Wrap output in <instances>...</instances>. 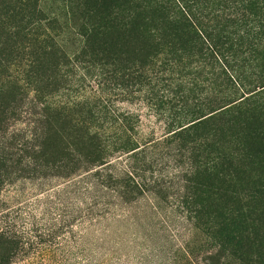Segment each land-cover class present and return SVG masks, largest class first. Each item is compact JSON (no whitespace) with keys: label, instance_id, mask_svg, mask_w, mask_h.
Returning <instances> with one entry per match:
<instances>
[{"label":"rangeland","instance_id":"obj_1","mask_svg":"<svg viewBox=\"0 0 264 264\" xmlns=\"http://www.w3.org/2000/svg\"><path fill=\"white\" fill-rule=\"evenodd\" d=\"M85 1L39 0L59 25L32 32L30 0H0V230L19 243L10 264H264V137L249 136L241 114L218 121L245 93L258 96L249 107L261 101L264 52L220 59L169 33L154 49L119 48L122 36L87 48L81 33L99 17ZM45 32L70 63L23 77L30 40Z\"/></svg>","mask_w":264,"mask_h":264},{"label":"trees","instance_id":"obj_2","mask_svg":"<svg viewBox=\"0 0 264 264\" xmlns=\"http://www.w3.org/2000/svg\"><path fill=\"white\" fill-rule=\"evenodd\" d=\"M38 3L39 0H30L27 9L29 18L26 19L32 27L31 31L55 29L59 24L45 16L38 8ZM82 8L85 12L99 17L89 21L86 24L87 29L83 28L81 33L87 48L107 50L122 36L127 41L117 43L119 48L146 46L154 49L157 35L169 33L171 36L191 37V46L206 49L210 53L215 51L220 59L221 49L230 53V56H236V52H241L244 56L254 46L264 52V0H86ZM218 19L223 23H216L208 28L206 25L207 30H204L207 21ZM40 35L42 36L30 40L33 46L32 51L28 53L27 68L23 70V77L40 80L43 78L44 65L53 59L70 63V59L60 50L50 34L45 32ZM216 56L213 58L216 59ZM216 60L218 62V59ZM262 61L264 62V58ZM223 67L228 69L226 64ZM224 74L227 75L226 72ZM230 81L232 82L229 79ZM240 88L242 89V86ZM257 98L256 94L251 96L245 93V96L232 101L219 112L218 121L227 126L241 114L244 124L252 127L248 135L264 137L262 128L259 127L260 120L264 117V92L260 96L261 101L255 103V107H249ZM203 122L191 126L192 131L203 125ZM183 131L182 134H187L188 127ZM180 135L177 133V136ZM234 137L238 139V135ZM69 138L73 142L78 140L74 135ZM101 138V135H96L91 140L96 139L97 143H100ZM227 164L234 168V164H230L228 160ZM207 170L209 172L208 168ZM134 189L138 188L135 186ZM16 242L14 237L0 230V250L6 249L7 254L10 252L7 255L9 258L0 264H10L13 251L9 249L15 244L18 246L19 243ZM225 242L231 243L227 239Z\"/></svg>","mask_w":264,"mask_h":264}]
</instances>
